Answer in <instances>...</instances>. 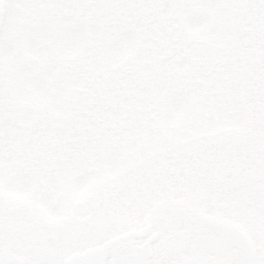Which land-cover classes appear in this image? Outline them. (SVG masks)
Returning <instances> with one entry per match:
<instances>
[{
  "label": "snow or ice",
  "instance_id": "snow-or-ice-1",
  "mask_svg": "<svg viewBox=\"0 0 264 264\" xmlns=\"http://www.w3.org/2000/svg\"><path fill=\"white\" fill-rule=\"evenodd\" d=\"M0 264H264V0H0Z\"/></svg>",
  "mask_w": 264,
  "mask_h": 264
}]
</instances>
